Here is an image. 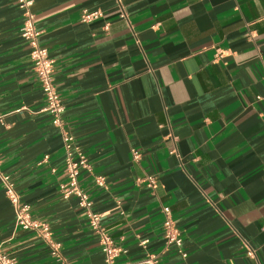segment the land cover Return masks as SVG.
Masks as SVG:
<instances>
[{
	"label": "crops",
	"instance_id": "crops-1",
	"mask_svg": "<svg viewBox=\"0 0 264 264\" xmlns=\"http://www.w3.org/2000/svg\"><path fill=\"white\" fill-rule=\"evenodd\" d=\"M32 12L64 127L106 181L104 189L93 174L79 176L125 251L114 264L147 255L264 264V0H34ZM22 22L15 0H0V170L48 225L61 259L41 234L15 227L1 180L0 248L16 264H104L76 198L59 194L61 134L44 111ZM146 175L157 177L154 191L137 183ZM162 207L181 252L164 251Z\"/></svg>",
	"mask_w": 264,
	"mask_h": 264
},
{
	"label": "built area",
	"instance_id": "built-area-1",
	"mask_svg": "<svg viewBox=\"0 0 264 264\" xmlns=\"http://www.w3.org/2000/svg\"><path fill=\"white\" fill-rule=\"evenodd\" d=\"M15 2L21 10L23 17L21 37L29 46L31 67L46 101L44 111L50 113L52 125L61 134L64 150L65 180L58 187L59 194L64 199L69 197L76 198L78 208L82 211L89 228L98 239V244L104 254V264H114L116 258L125 251L115 246L113 239L108 235L102 224L101 216L93 210L91 199L79 185V176L82 172L93 174L92 165L87 155L74 142L73 136L64 127L62 114L65 107L54 81L53 60L48 55L46 48L41 46L39 41L41 33L36 28L35 16L32 12L34 0H15ZM100 16L101 14L98 11L83 12L80 20L83 23H88L97 20ZM120 17L126 18V14L121 13ZM131 157L134 161H137L141 155L139 151L132 149ZM92 176L95 185L104 189L107 188L105 178L102 175L93 174ZM0 180L4 194L14 209L15 227L22 230H33L41 234L49 243L51 256L60 260V245L51 240L48 225L34 220L31 217L29 205L20 203V198L14 184L1 170ZM137 183L145 185L151 191H154L158 186V179L154 175H146L144 178L138 179ZM162 214L164 216L162 222V235L165 244L164 251L175 248L181 252L183 243L182 235L172 218L170 209L168 207H162ZM246 255L251 259L256 257L255 252L252 250H248ZM182 257L185 258L186 255L182 253ZM0 264H16V259L4 253L0 248ZM139 264H158V257L157 255H147Z\"/></svg>",
	"mask_w": 264,
	"mask_h": 264
}]
</instances>
